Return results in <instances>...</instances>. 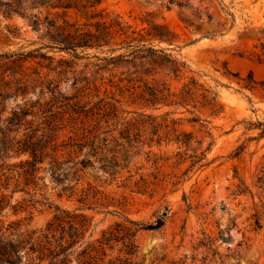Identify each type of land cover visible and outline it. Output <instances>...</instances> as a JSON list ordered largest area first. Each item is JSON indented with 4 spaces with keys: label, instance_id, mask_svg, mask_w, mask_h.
Segmentation results:
<instances>
[{
    "label": "rangeland",
    "instance_id": "374dc122",
    "mask_svg": "<svg viewBox=\"0 0 264 264\" xmlns=\"http://www.w3.org/2000/svg\"><path fill=\"white\" fill-rule=\"evenodd\" d=\"M8 2L0 0V54L41 48L49 59L5 70L0 149L22 139L27 122L50 119L62 165L46 158L32 173L22 166L28 155H0L1 231H39L56 208L84 216L91 239L125 218L162 219L136 234L141 264H264V0H101L67 11L20 0L24 17ZM45 18L64 33L105 27L112 38L77 57L48 49L56 46ZM127 44L142 51L103 60L127 55ZM15 79L25 92L4 88ZM103 104L117 115L96 126L68 108ZM81 119L94 146L81 139Z\"/></svg>",
    "mask_w": 264,
    "mask_h": 264
},
{
    "label": "trees",
    "instance_id": "16d2710c",
    "mask_svg": "<svg viewBox=\"0 0 264 264\" xmlns=\"http://www.w3.org/2000/svg\"><path fill=\"white\" fill-rule=\"evenodd\" d=\"M49 1L24 0V4L28 2L31 5H43ZM54 1L55 4H52L51 8L67 11L70 9L93 8L101 0ZM5 6L10 13L24 17L22 12L26 8L25 6L22 7L20 0H9ZM30 18L33 20L26 19H28L33 29L40 26L41 22L37 16H31ZM44 23L47 29L46 35H48L52 45L56 46H46V48L56 49L59 52L65 53L73 52L75 57H77L75 52L78 48H97L101 46V43L103 45L109 44L112 38L105 27L94 33L82 32L78 29L72 33H64V31H60L59 27H55V21L48 22L45 18ZM114 26L120 28L119 23H115ZM54 31L55 33L53 34ZM40 49L19 54H0V82L5 70L8 68L20 65L28 59L48 60L49 58L44 54L38 53ZM141 51L127 44L125 47L127 55H119L103 60L112 63L118 59L134 56ZM4 88L14 93H22L26 90V84L21 79H15L10 80ZM68 108L77 116L74 120L83 115L82 117L90 120V122L95 121V126L99 125L103 117H107L110 114L114 117L117 115L114 112H107V107L104 104L89 109L80 108L79 111H76L78 108L74 109V106H69ZM22 116L26 117L29 114L23 113ZM19 122L20 119L14 114L10 124L18 126ZM88 122L81 119V127L77 130L81 131V139L84 140L86 145L89 142L88 145L94 146L96 137L91 132L92 130L87 129L89 125L85 126ZM27 125H29L26 128L28 133L24 134L23 138L19 140L12 138V141L7 146L2 145L0 155L3 157L7 150L9 152L12 151L15 156L28 155L30 160H25L22 166H26L28 171L32 173L39 170L36 166L42 164L46 158L50 159L49 164L51 169H59L62 163L54 155L58 150L55 145L58 134L54 129L53 121L48 119L47 122L38 123L35 126H32L30 121L27 122ZM75 130L74 126H72L71 134H75ZM69 139H71V136L68 137ZM66 145L62 144L61 146L66 147ZM49 149L52 154L48 152L50 151ZM194 158H197V156H194ZM79 164L81 168H76L74 175H77L84 168L82 163ZM6 206H8L7 196L0 195V213ZM56 210L57 214L53 219L39 231L26 230L20 232L15 223H10L7 225L5 231L2 232V222L0 221V264H141L137 260V232L140 230H157L163 226L162 219H158L156 224L140 225L135 221L125 218L124 223H118L114 227L104 231L99 239H91L87 235L89 222L84 216L58 208Z\"/></svg>",
    "mask_w": 264,
    "mask_h": 264
}]
</instances>
